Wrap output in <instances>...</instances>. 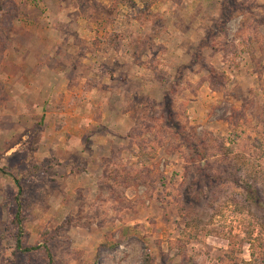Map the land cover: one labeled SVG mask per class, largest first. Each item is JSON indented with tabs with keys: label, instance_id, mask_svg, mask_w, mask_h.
I'll return each instance as SVG.
<instances>
[{
	"label": "rangeland",
	"instance_id": "1",
	"mask_svg": "<svg viewBox=\"0 0 264 264\" xmlns=\"http://www.w3.org/2000/svg\"><path fill=\"white\" fill-rule=\"evenodd\" d=\"M47 252L264 264V0H0V264Z\"/></svg>",
	"mask_w": 264,
	"mask_h": 264
},
{
	"label": "trees",
	"instance_id": "2",
	"mask_svg": "<svg viewBox=\"0 0 264 264\" xmlns=\"http://www.w3.org/2000/svg\"><path fill=\"white\" fill-rule=\"evenodd\" d=\"M203 151H201V149L200 150H198V149H196L194 152H193V155L195 156V157H197V160H201V159H203V158H205V156H206V154H204V153H202ZM18 183V182H17ZM18 193H20V188H18ZM18 222H19V220H17ZM21 229H20V223H18V231H20ZM18 236H20V234L18 235ZM18 241H17V247L18 248H21L20 247V241H19V239H17ZM32 248H29V249H27L26 251H30ZM24 251H25V249H24ZM46 258H47V262H46V264H53V261H52V258H51V255L47 252L46 253ZM146 262V261H145Z\"/></svg>",
	"mask_w": 264,
	"mask_h": 264
},
{
	"label": "crops",
	"instance_id": "3",
	"mask_svg": "<svg viewBox=\"0 0 264 264\" xmlns=\"http://www.w3.org/2000/svg\"><path fill=\"white\" fill-rule=\"evenodd\" d=\"M104 22H105V21H103V23H102L101 20H100V22H99V23H101L102 27H103V26L105 27V25H107V24L104 25ZM94 23H95V25L97 26V22L95 21Z\"/></svg>",
	"mask_w": 264,
	"mask_h": 264
}]
</instances>
